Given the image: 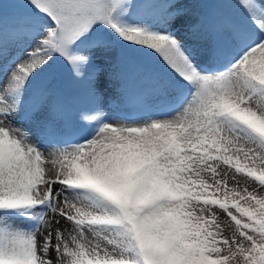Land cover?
Here are the masks:
<instances>
[{
  "label": "snow or ice",
  "instance_id": "snow-or-ice-1",
  "mask_svg": "<svg viewBox=\"0 0 264 264\" xmlns=\"http://www.w3.org/2000/svg\"><path fill=\"white\" fill-rule=\"evenodd\" d=\"M0 264H264V0H0Z\"/></svg>",
  "mask_w": 264,
  "mask_h": 264
},
{
  "label": "rangeland",
  "instance_id": "rangeland-1",
  "mask_svg": "<svg viewBox=\"0 0 264 264\" xmlns=\"http://www.w3.org/2000/svg\"><path fill=\"white\" fill-rule=\"evenodd\" d=\"M230 3H235V0H230ZM5 7H7V5H5ZM125 111L127 110V109H124Z\"/></svg>",
  "mask_w": 264,
  "mask_h": 264
}]
</instances>
